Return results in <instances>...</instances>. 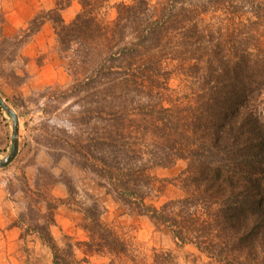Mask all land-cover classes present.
I'll return each mask as SVG.
<instances>
[{"label":"trees","instance_id":"16d2710c","mask_svg":"<svg viewBox=\"0 0 264 264\" xmlns=\"http://www.w3.org/2000/svg\"><path fill=\"white\" fill-rule=\"evenodd\" d=\"M79 1L83 11L71 24L58 3L29 30L52 22L69 55L75 119L82 115L88 134L81 152L72 146L81 166L132 214L168 229L178 247L193 244L218 264H264V0H135L105 22L90 0ZM176 71L189 93L187 104L170 108ZM178 161L187 164L186 197L150 203L167 183L154 170ZM75 194L67 204L77 206ZM79 207L86 242L56 243L51 205L36 225L53 264H88L90 255L110 264H180L173 251L147 260L103 221L99 202Z\"/></svg>","mask_w":264,"mask_h":264},{"label":"rangeland","instance_id":"374dc122","mask_svg":"<svg viewBox=\"0 0 264 264\" xmlns=\"http://www.w3.org/2000/svg\"><path fill=\"white\" fill-rule=\"evenodd\" d=\"M61 1L67 6L62 11L63 19L70 24L83 11L79 0H0V93L21 116L23 131L19 160L7 171H0V264H53L50 250L36 236L21 240L23 231L17 222L30 203L28 189L39 192L38 189L47 186L48 190L54 179L57 184L51 188L53 197L58 201L66 200L72 189L81 207H92L99 202L103 206V221L128 239L147 260H151L155 251H173L180 264H218L193 244L178 247L168 229L156 226L147 217L132 214L100 189L93 175L71 162L69 145L73 140L69 136L84 138L87 132V128L80 125L82 115L75 119L80 111L78 102L74 98L59 102L44 98L51 88L64 89L73 82L66 68V55L50 22L36 35L27 36L29 24ZM146 1L157 5L160 0ZM89 3L95 15L105 22L116 19L117 5L133 4L135 0H90ZM169 67L175 71L177 64L171 63ZM185 85L181 72L176 71L170 81L166 107L187 104L184 97L189 89ZM9 133L8 120L0 112V158L10 148ZM159 135L160 131H154V137ZM186 168L185 161L156 168L155 177L167 183L162 185L163 193L153 191L149 202L161 207L169 201L185 198L181 177ZM11 183L13 194L8 193ZM32 217L30 213L29 223L33 222ZM56 219L51 234L60 247H65L66 237L76 242L88 241V234L81 228L82 215L75 208L61 207ZM78 255L81 259L86 257L83 252ZM87 258L88 264H110L106 257L90 255ZM244 259L245 264H251ZM261 262L264 263L263 258Z\"/></svg>","mask_w":264,"mask_h":264},{"label":"water","instance_id":"95a60500","mask_svg":"<svg viewBox=\"0 0 264 264\" xmlns=\"http://www.w3.org/2000/svg\"><path fill=\"white\" fill-rule=\"evenodd\" d=\"M58 3H60L61 9H63L62 11H64L67 8V6L66 7L63 6L62 1L58 2ZM57 4H56L55 8L57 7ZM62 11H61V16H62ZM47 14L39 15L36 18H38V17L47 18ZM62 18H63V16H62ZM47 22H50V21L43 19V26L40 28V30H37L33 34L31 33V30H29L30 25H31V23H30L27 36L31 37V36H34L37 33H39ZM50 23H52V22H50ZM52 25L54 27L53 23H52ZM54 29H55V27H54ZM55 32H56V30H55ZM56 35H57V33H56ZM57 38H58V36H57ZM21 42H23V41H21ZM58 42L60 44L59 38H58ZM60 46H61V44H60ZM61 51H62V53H64L62 46H61ZM64 54L66 55L65 57L67 59L66 68H67V71L69 72V74L72 76L73 82L68 87H66L64 89L63 88H51L50 92L46 94V97H44L46 100H52L54 102H59L61 99H67V98L73 99V95L70 94L69 89L74 84V76L71 73V71L69 70V65H68L69 55H67L66 53H64ZM0 112L4 115V117L8 120V123H9L10 148L8 149L6 155L4 157L0 158V171H7L19 160V158L21 156L22 138H23L22 120H21V116L19 115V113L11 106V104L9 102H7V100L1 95V93H0ZM80 125L82 126V123H80ZM87 135L88 134L85 133L84 138H82L79 135H77L76 138L69 136L70 140H73V142L71 145H69L71 157H69V155L67 157L71 158V160H72L71 162L76 167L81 168L85 173L92 175L89 171L85 170L81 166L80 157L77 154H75L74 150L72 149V146H73L77 149V152H81V149L79 148V143H81L82 140H85ZM52 181H53V179H52ZM56 184H57V181L54 179V181L48 185L49 186L48 190H47V186H45L43 189H38L39 192H36V191L34 192L32 189H28V192L31 194V195L29 194V199H30L29 202L30 203L25 208V211L20 215L19 221L17 222L18 227L23 231V233L21 235V240L27 241V239L30 236H36L40 240V238L38 237V235L35 231V229H38L36 227V225L44 224L45 217L53 214V218L55 220V223L53 225L49 226V232L51 234V227H53L57 224L56 215H57V211L61 207H66L68 209L75 208L80 213L81 209H80L79 204L77 202H76L77 206L67 204V200H69L71 191H73L72 189H69V197L66 200H59L58 201V199L53 197L52 192H51V188L53 189ZM68 184H69V182L67 183V187H68ZM9 185H10V183H9ZM12 186L13 185L11 183V187L8 188L9 194L15 193V190L12 189ZM23 192L28 193L26 191H23ZM47 205H51L53 208H56V209H54L53 212L50 214V212L46 210ZM30 213L33 215V217H32L33 222L32 223H29V221L27 219ZM82 221H83V215H82ZM74 242H76V241H74ZM77 242H81V241H77ZM41 243L43 244L42 241H41ZM67 243H68V240H67ZM43 245L46 246L50 250V248L47 245H45V244H43ZM61 248H63V247H61ZM50 252H51V250H50ZM51 254H52V252H51ZM52 258H53V255H52Z\"/></svg>","mask_w":264,"mask_h":264}]
</instances>
